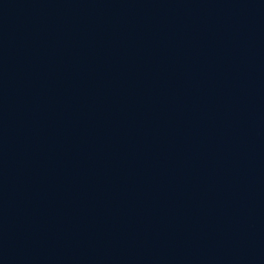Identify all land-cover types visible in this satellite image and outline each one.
Here are the masks:
<instances>
[{
    "label": "water",
    "instance_id": "water-1",
    "mask_svg": "<svg viewBox=\"0 0 264 264\" xmlns=\"http://www.w3.org/2000/svg\"><path fill=\"white\" fill-rule=\"evenodd\" d=\"M0 264H264V0H0Z\"/></svg>",
    "mask_w": 264,
    "mask_h": 264
}]
</instances>
